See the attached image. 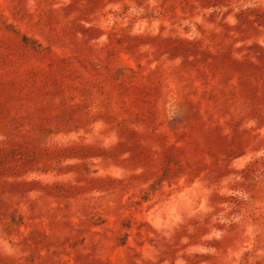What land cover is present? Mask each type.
<instances>
[{"label": "rangeland", "instance_id": "rangeland-1", "mask_svg": "<svg viewBox=\"0 0 264 264\" xmlns=\"http://www.w3.org/2000/svg\"><path fill=\"white\" fill-rule=\"evenodd\" d=\"M0 264H264V0H0Z\"/></svg>", "mask_w": 264, "mask_h": 264}]
</instances>
